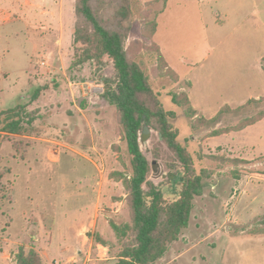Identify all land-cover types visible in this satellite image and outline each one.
Returning a JSON list of instances; mask_svg holds the SVG:
<instances>
[{
    "label": "rangeland",
    "instance_id": "rangeland-1",
    "mask_svg": "<svg viewBox=\"0 0 264 264\" xmlns=\"http://www.w3.org/2000/svg\"><path fill=\"white\" fill-rule=\"evenodd\" d=\"M131 8L128 53L174 111L195 170H205L187 228L156 264H264V118L214 133L264 112V0H131ZM74 20V0H0V112L39 109L30 133L0 146V264H16L20 247L42 264H111L119 247L109 222L130 219L117 175L130 174V155L117 111L102 98L103 78L115 76L109 61L69 70ZM152 42L177 81L160 75ZM181 92L190 104L172 103ZM224 105L232 110L201 122ZM154 135L140 142L152 161ZM157 163L156 184L167 175ZM97 233L111 248L94 243Z\"/></svg>",
    "mask_w": 264,
    "mask_h": 264
},
{
    "label": "trees",
    "instance_id": "trees-1",
    "mask_svg": "<svg viewBox=\"0 0 264 264\" xmlns=\"http://www.w3.org/2000/svg\"><path fill=\"white\" fill-rule=\"evenodd\" d=\"M74 17L71 30L73 56L69 70L79 71L89 64L98 71L106 62L111 63L115 78H103L102 98L117 111L118 123L123 128L130 155V174L117 173L125 188L130 219L122 224L109 222L119 247L111 255V264H156L170 244L179 238L182 230L187 228L193 200L203 192L205 170H195L191 153L177 139L179 132L172 124L174 111L164 109L159 95L150 84L149 76L128 53L126 43L130 33L128 21L132 17L131 0H74ZM150 23L147 36L152 39L157 23ZM151 46L152 51L156 52L160 75L177 81V73L169 67L159 46L156 43ZM41 90L42 87L34 89L31 102L39 98ZM170 95L172 103L177 106L189 104L188 94L184 92ZM254 101L251 99L248 103ZM29 105L31 103H17L0 112V146L5 136L30 133L39 109H28ZM189 110L194 112L191 107ZM231 110L224 105L215 117L201 119V122H214L219 113ZM263 118L264 112L243 120L235 129L226 128L214 133L239 131ZM143 122L157 133L151 139L154 161L143 153L140 146ZM198 125L197 122L192 123L193 127ZM12 146L17 148V143L14 142ZM159 160L163 161L167 175L156 184L149 176L152 164H158ZM4 174L6 171L0 170V195L4 192ZM6 194L9 197V193ZM94 243L111 248L98 233L95 234ZM15 261L16 264H42L38 252L34 249L25 251L22 247Z\"/></svg>",
    "mask_w": 264,
    "mask_h": 264
},
{
    "label": "water",
    "instance_id": "water-1",
    "mask_svg": "<svg viewBox=\"0 0 264 264\" xmlns=\"http://www.w3.org/2000/svg\"><path fill=\"white\" fill-rule=\"evenodd\" d=\"M145 118V116H143V119ZM151 129L149 128V126L146 124V122H143L142 124V129L140 132V142H144L146 139H148L149 135H150Z\"/></svg>",
    "mask_w": 264,
    "mask_h": 264
},
{
    "label": "crops",
    "instance_id": "crops-1",
    "mask_svg": "<svg viewBox=\"0 0 264 264\" xmlns=\"http://www.w3.org/2000/svg\"><path fill=\"white\" fill-rule=\"evenodd\" d=\"M3 12H5V11H3ZM4 15V14H3ZM5 21V20H4ZM58 43H60V40H59V42ZM61 69H62V71L64 70L63 69V67L61 66ZM189 98V97H188ZM189 104H190V98H189ZM193 108V107H192ZM194 109V108H193ZM195 110V109H194Z\"/></svg>",
    "mask_w": 264,
    "mask_h": 264
},
{
    "label": "built area",
    "instance_id": "built-area-1",
    "mask_svg": "<svg viewBox=\"0 0 264 264\" xmlns=\"http://www.w3.org/2000/svg\"><path fill=\"white\" fill-rule=\"evenodd\" d=\"M39 63H40V64H44L45 62H44V61H40Z\"/></svg>",
    "mask_w": 264,
    "mask_h": 264
}]
</instances>
